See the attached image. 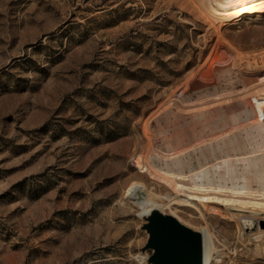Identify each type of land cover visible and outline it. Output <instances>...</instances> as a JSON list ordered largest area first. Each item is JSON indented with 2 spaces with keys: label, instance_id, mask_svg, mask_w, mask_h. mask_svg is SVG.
I'll use <instances>...</instances> for the list:
<instances>
[{
  "label": "rangeland",
  "instance_id": "rangeland-1",
  "mask_svg": "<svg viewBox=\"0 0 264 264\" xmlns=\"http://www.w3.org/2000/svg\"><path fill=\"white\" fill-rule=\"evenodd\" d=\"M199 17L0 0V264H159L156 213L201 234L202 264H264V90L238 64L264 14Z\"/></svg>",
  "mask_w": 264,
  "mask_h": 264
},
{
  "label": "water",
  "instance_id": "water-1",
  "mask_svg": "<svg viewBox=\"0 0 264 264\" xmlns=\"http://www.w3.org/2000/svg\"><path fill=\"white\" fill-rule=\"evenodd\" d=\"M153 232L150 247L159 264H202V237L177 221L157 214L150 217Z\"/></svg>",
  "mask_w": 264,
  "mask_h": 264
},
{
  "label": "bare ground",
  "instance_id": "bare-ground-1",
  "mask_svg": "<svg viewBox=\"0 0 264 264\" xmlns=\"http://www.w3.org/2000/svg\"><path fill=\"white\" fill-rule=\"evenodd\" d=\"M193 3L200 17L214 25L264 14V0H193ZM238 64L242 67L243 73L260 84L264 90V54L252 58H239ZM157 214L160 213L151 217Z\"/></svg>",
  "mask_w": 264,
  "mask_h": 264
}]
</instances>
